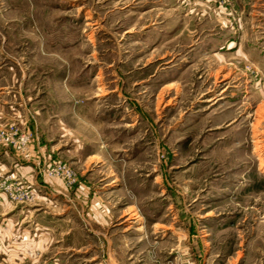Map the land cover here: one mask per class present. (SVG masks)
<instances>
[{"label": "rangeland", "instance_id": "rangeland-1", "mask_svg": "<svg viewBox=\"0 0 264 264\" xmlns=\"http://www.w3.org/2000/svg\"><path fill=\"white\" fill-rule=\"evenodd\" d=\"M4 70L52 195L7 198L0 264H264V0H0Z\"/></svg>", "mask_w": 264, "mask_h": 264}, {"label": "crops", "instance_id": "crops-1", "mask_svg": "<svg viewBox=\"0 0 264 264\" xmlns=\"http://www.w3.org/2000/svg\"><path fill=\"white\" fill-rule=\"evenodd\" d=\"M8 71V70H7ZM6 70H4V72H0V123H2L3 121L6 122V120L10 119V115L12 114L13 110H15L16 106H15V100L16 99H22V92L20 90L21 87L26 86V83H29V80L24 81V85H18V89L16 90H12L13 88V84H12V78H11V71L9 70L8 73ZM8 73V75H7ZM26 82V83H25ZM40 98V97H39ZM23 101V100H22ZM38 101L40 102V99H38ZM8 104V106H6ZM43 107V106H42ZM12 112V113H11ZM45 114V113H44ZM13 115V114H12ZM42 117V116H41ZM40 115H39V119H41ZM48 118H54L56 121L60 122V120L62 119V117H60V115H56L55 113H51ZM37 120V119H36ZM42 120H45L42 119ZM38 134L36 135V137H32L31 141H30V148L32 151V158L30 160H22L20 158V155L18 153H16L14 150H12L9 147H3L0 149V172H4L5 175L10 174L11 177H13L14 175L17 177L20 176L22 178H24V181L27 182V184L32 187V188H36L37 189V200L40 203V201H45V200H49L50 195H52L51 192H44V193H40V157L45 158V155L48 156V158H50L48 155V148L46 147L47 144L40 141V126L38 127ZM71 129L66 130V132H68V135H71ZM59 132V130H58ZM60 134V133H59ZM64 134V133H63ZM66 134V135H67ZM65 135V134H64ZM52 149H55L57 147V144L52 143ZM59 145V143H58ZM93 155H88V157H92ZM88 157L86 158L85 163H87ZM3 173V174H4ZM81 187H79V189L76 190V192H74V194L78 197V198H84L86 194H88V192H86L85 190H81L82 188V184L80 185ZM79 190V191H78ZM2 203L0 204V209L5 208L2 213L11 211V209L13 208V206H11L10 202H8V200L5 197H2ZM38 206H40V204H37ZM109 209L107 206H102L101 208H96L93 205L88 208L86 210V214L89 215L90 218H92L94 221H96V223H98L101 227L103 225H107V221H108V214H109ZM124 215V214H123ZM28 217V215H26ZM34 222H33V226H31V229L35 230L37 233V238L34 240H32L31 243V239H25L27 244L30 245H34V247H36L37 252L40 253V244L42 245V247H44V242H43V234L41 233L40 235V212L36 213L34 216ZM7 233V232H6ZM40 236L42 238H40ZM51 259V257H50ZM183 261V258H181V262ZM185 262H187L186 259H184Z\"/></svg>", "mask_w": 264, "mask_h": 264}, {"label": "built area", "instance_id": "built-area-1", "mask_svg": "<svg viewBox=\"0 0 264 264\" xmlns=\"http://www.w3.org/2000/svg\"><path fill=\"white\" fill-rule=\"evenodd\" d=\"M30 141V133L16 123L0 125V149L10 147L20 155L22 160H30L32 157ZM45 172L52 177H62L68 186H72L76 182L75 173L60 163H50ZM16 181H12L10 176L0 174V201L2 197L16 202L36 200L37 193L34 189L27 188Z\"/></svg>", "mask_w": 264, "mask_h": 264}]
</instances>
